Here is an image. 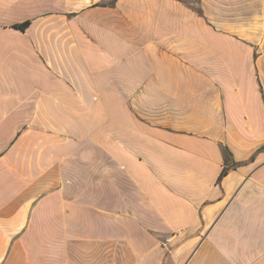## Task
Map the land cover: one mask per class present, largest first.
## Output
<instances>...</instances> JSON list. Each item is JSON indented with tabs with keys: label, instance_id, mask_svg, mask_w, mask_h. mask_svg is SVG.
<instances>
[{
	"label": "crops",
	"instance_id": "1",
	"mask_svg": "<svg viewBox=\"0 0 264 264\" xmlns=\"http://www.w3.org/2000/svg\"><path fill=\"white\" fill-rule=\"evenodd\" d=\"M0 264H264V0H0Z\"/></svg>",
	"mask_w": 264,
	"mask_h": 264
},
{
	"label": "trees",
	"instance_id": "2",
	"mask_svg": "<svg viewBox=\"0 0 264 264\" xmlns=\"http://www.w3.org/2000/svg\"><path fill=\"white\" fill-rule=\"evenodd\" d=\"M114 2H115V0H111V4H114ZM30 23H31V20H26V21H24L22 23H16V24H14V27H17V28H20V29L25 30L30 25Z\"/></svg>",
	"mask_w": 264,
	"mask_h": 264
},
{
	"label": "rangeland",
	"instance_id": "3",
	"mask_svg": "<svg viewBox=\"0 0 264 264\" xmlns=\"http://www.w3.org/2000/svg\"><path fill=\"white\" fill-rule=\"evenodd\" d=\"M188 2H195L196 0H187Z\"/></svg>",
	"mask_w": 264,
	"mask_h": 264
}]
</instances>
